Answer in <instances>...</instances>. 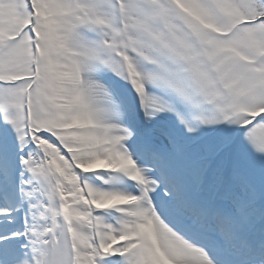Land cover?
Listing matches in <instances>:
<instances>
[{"label": "snow or ice", "instance_id": "snow-or-ice-1", "mask_svg": "<svg viewBox=\"0 0 264 264\" xmlns=\"http://www.w3.org/2000/svg\"><path fill=\"white\" fill-rule=\"evenodd\" d=\"M0 264H264V0H0Z\"/></svg>", "mask_w": 264, "mask_h": 264}]
</instances>
